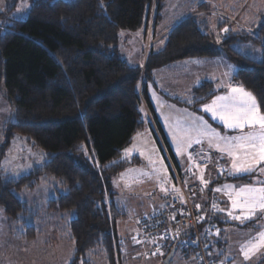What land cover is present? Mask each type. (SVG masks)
I'll return each instance as SVG.
<instances>
[{
	"label": "trees",
	"instance_id": "1",
	"mask_svg": "<svg viewBox=\"0 0 264 264\" xmlns=\"http://www.w3.org/2000/svg\"><path fill=\"white\" fill-rule=\"evenodd\" d=\"M162 2L34 0L25 17L7 15L11 8L0 11V86L14 115L2 130L0 159L13 133L44 151L43 161L18 178L0 169V207L11 224L25 222L33 211L13 190L33 189L40 178H54L62 189L50 194L47 209L60 213L65 235H58L55 223L52 242L57 235L72 246L69 264L80 258L90 264L85 254L97 247L105 251L107 264H118L114 224L123 213L108 199V185L127 162L112 161L144 126L141 100L151 110L144 83L139 90L141 68L118 53L119 31L145 29L149 21L154 26ZM226 23L216 27V36L196 16L179 21L159 50L148 51L145 80L153 69L171 62L222 53L236 67L233 81L255 96L264 113V15L253 36L232 33ZM222 27L228 31L220 37ZM235 42L256 44L260 59L239 53ZM192 93L190 107L196 109L212 94L210 83ZM137 226L140 233L139 220ZM21 235L34 239L36 230L26 225Z\"/></svg>",
	"mask_w": 264,
	"mask_h": 264
},
{
	"label": "rangeland",
	"instance_id": "2",
	"mask_svg": "<svg viewBox=\"0 0 264 264\" xmlns=\"http://www.w3.org/2000/svg\"><path fill=\"white\" fill-rule=\"evenodd\" d=\"M33 1L0 0V11H6V9L11 8L9 9L10 11L8 10L7 15L25 17V11L29 9ZM177 2L178 0H171L170 6L173 9L168 12L166 17H164L163 23L159 26H162V24L165 26V23L170 20L169 16L173 13L174 16L172 17L175 18L187 8L186 2L188 0L186 2L185 0H180L178 2L180 6ZM251 6L252 9L248 11ZM254 10L256 14L262 13L264 15V0H227V12L217 11L216 8L214 11H217L216 14L219 18L216 17V19L219 23L225 24L227 22V26L233 23L238 26L235 29L243 30L246 27L244 23L248 22L244 21V12L251 16V14H254ZM210 18H215V16L211 15ZM230 26L232 27V24ZM153 27L151 21H149L147 28L144 29V38L141 35L139 36L143 27L138 28L139 30L136 31L120 30L117 48L119 47L122 56L132 62L131 56L138 53L141 61L143 50H146L145 48L149 49L155 40ZM135 35L138 36L136 39ZM239 44L235 43L237 51L240 50L246 55L260 58L258 47L252 45L250 42ZM225 62L223 67L227 70V74H230L234 66L227 60ZM167 69L169 67L163 70ZM169 71L166 73L162 72L161 80L156 78L154 81L147 82V94L153 109L152 112L154 111L153 113H155L157 120L163 128L165 137L174 155L191 156V152L193 153L194 150L202 151L205 148L218 149L216 147L217 143L223 146V141H218L211 135L199 137L200 142H195L198 138L196 134L188 132L189 127L193 124L197 125L200 129L207 130L209 133L213 131L219 132L216 131V128L213 127L202 112L175 103V99L183 98L182 89L186 82L185 80H180L176 74H172ZM216 73H221L219 68H217ZM141 80L142 75L139 80L140 92L143 85ZM229 94L231 95V92ZM5 106L8 108L6 116L2 113ZM140 112L144 126L132 134L130 142L120 150L118 157L112 161L125 160L127 162L120 171L111 177L108 185V192L112 193L108 195V199L123 213L121 217L115 219L114 225L117 239H124L135 234L139 218L154 209H158L163 204L166 195L168 196L169 193L175 190L169 163L170 158L166 147L163 141L160 140L157 131H155L144 106L140 107ZM5 119L6 122L4 123ZM12 120H14V115L4 96L3 86H0V123L6 126V123ZM248 131L249 129L245 132ZM189 135L191 139H189ZM227 137L230 136L227 135ZM1 141H3L2 135H0V143ZM43 154V150L31 145L23 135L13 133L0 159V169L3 172H8L11 177L18 178L28 173L33 165L40 164L44 159ZM231 166L232 163H229V168ZM261 169H264V164L256 170L258 180L262 181L264 171H261ZM223 180L224 178H221L214 182L213 188L216 190L217 184L223 182ZM55 189L60 190L62 188L54 178L50 177L49 179L40 178L33 189L21 188L13 190L15 196L25 201L29 209L33 211V214L26 215L25 222L11 224V220L6 217V214L0 207V264L70 263L73 257V248L64 239L60 238L65 235L62 232L65 225L64 221L61 220L60 215H56L60 213L47 209V200L50 199L51 193V196L56 194ZM255 222L257 220L252 222L254 223L252 228L239 229L234 232L230 231L231 242H228L227 247H224L227 248V252L228 249L234 253L241 251L242 245H246L258 233L264 232V221L262 222L263 228L257 227ZM55 223L58 225V235L60 233L61 236L55 235L56 241L52 242V230L57 226ZM26 225L35 228L36 235L34 239L27 240L21 235ZM50 237L51 240L49 241ZM240 237H243L240 242L234 241L239 240ZM247 237H249L248 240H246ZM131 244L137 247H130L131 250H134V253L129 254L127 247H125V253L121 258H117L118 264H164L163 257L148 258L145 255L143 247L134 243ZM177 253L173 255L169 264H177L178 259L180 260L179 264H193L191 261L182 263V259L177 257ZM249 253H252V250ZM85 255L84 259L88 260L90 264H107L105 251L100 247L87 251ZM232 257L233 264L241 263L240 256L233 255ZM82 259L80 258L77 264H84ZM217 264L220 263L218 262Z\"/></svg>",
	"mask_w": 264,
	"mask_h": 264
},
{
	"label": "crops",
	"instance_id": "3",
	"mask_svg": "<svg viewBox=\"0 0 264 264\" xmlns=\"http://www.w3.org/2000/svg\"><path fill=\"white\" fill-rule=\"evenodd\" d=\"M179 1L180 0H178V2ZM170 4H171V0H163L161 4V9H160V19L154 24V27H153V34H154L155 40L153 41L149 49L145 48L146 50H143V56L141 57V61L139 58V54L137 53V55L133 54V56H131L132 62H133L132 63L126 57L122 56L120 49L118 47V53L120 54L121 57H123L128 62L129 65L141 68V71H142L141 83H144L143 93H145L147 101L149 102L150 106H151V103L148 99V94H147V82L154 81V79L156 78H159L161 80L162 72L166 73L167 71L170 70L169 72H171L172 74H176L177 77L180 78V80H185L186 82L184 88L182 89L183 98L180 99L178 97L179 99H175L174 101L176 104L191 108L190 104L193 98V93H192L193 89L195 87L200 86L202 83L208 82L210 83L212 94L206 99L200 101L195 106L196 107L195 110H198L199 112H202L204 115H206V117L208 118L210 123L213 125V127L216 128V131L220 133V136H223V137H227V135L236 136V135H239L241 131L243 132L247 131L249 129L247 127H245L243 130L227 128L218 117H214L212 113L205 111L203 108L204 105H211L212 101L216 97L230 95L229 94L230 89L233 87L242 88L244 91L251 93L245 88H243L241 85L233 81V76L236 71V67L222 53H219L218 55H215V56H208V57H203V58L189 57V58H184V59L171 62L169 64L153 69L150 74V79L145 80L144 66H145V61H146L148 51L150 49L159 50L163 46L167 32L175 24H177L179 21H181L185 17L192 15V16H196L199 21H203V24H205L207 30H209L210 33L215 34L216 27L219 24H221L216 19V17H218L216 12L217 11L227 12V0H188V2H186L187 8L179 16L177 15V17L174 18L172 17L174 16V13H173L171 16H169L170 20L167 21V22L170 21L169 23L166 22L167 24L165 23V26H163L164 24H162L163 27L159 26L161 23H163L165 19L164 17H166L168 12L173 9L170 6ZM215 8L217 11H214ZM251 9H252V6L248 9V11H250ZM211 15L212 16L214 15L215 18L211 19L210 18ZM262 19H263V14L262 13L256 14L255 10H254V14H251V16L250 14H246L244 12V21H248L247 23H244V25L246 26L245 29L243 30L235 29V27H238V26L233 23H230L228 26L232 24V27L231 26L229 27L232 33L244 32L246 34H250L251 36H253L255 35L253 34V32L256 31L255 29L257 28V25L262 21ZM136 30H139V29H136ZM136 30H128V31H136ZM140 35L142 38H144V28H142V32L139 34V36ZM215 35L217 36V33ZM136 37L138 36L135 35V39ZM235 43H237V45H240L239 43L246 44L248 42H235ZM235 43H233L232 46L235 50H237L235 48ZM250 43L258 47L256 44L252 42ZM259 51H260V48H259ZM238 52L246 55L245 53H242V51L240 50ZM246 56H249V55H246ZM249 57L255 60L260 59V58H255L254 56H249ZM225 59L234 66V69L232 70L230 74H227V70L223 67L224 63H226ZM139 61H140V64H139ZM169 65H172V66H169ZM166 67H169V69L163 70ZM217 68H219L222 74L216 73ZM227 79H228V84H227ZM141 89H142V86H141ZM139 90H140V87H139ZM176 100L182 101L183 104L176 102ZM142 106H144L146 111L148 112V116L152 122L153 127L155 128V131H157L159 137H160V132L158 130L157 124L162 130V134L164 136L163 138H165L167 145L170 148V153L167 151L169 154V158H170L169 161H171L175 165L176 169L179 170V173L181 175H183L187 169L198 164L199 162H202V161L207 162V165L203 167L204 176L207 181L206 182L207 184L205 185V191L207 193V196H204L201 199L195 200V203H199L200 206L205 205L206 201L208 200V195L214 194L218 198L217 209H223V211L217 210V216L215 218V221L220 227L218 229L219 231L213 232L208 238V247H209V254H210L211 259L216 264L218 262L220 264H233L232 256L238 255L240 256V262H241L240 264H264V246L259 247L257 249H253L252 253H249L247 259H245V256L242 253V251L234 253L233 251L228 249V252H227V248H224L225 246L227 247L228 242H231L230 231L234 232L239 229L244 230L247 228H252V226L254 225V223L252 222L254 220H257V222H255V224H257V227L259 228L264 227V226L262 227V222L264 221V212L259 211V210L256 211V213L252 216L251 219L245 220L243 222H241L240 220H235L231 216H229L228 215L229 210L233 212V215H241L242 213L240 209H234V210L232 209V202L228 195V192L231 191V189L225 188L226 185L234 186L236 189H239L240 187L246 186V185H252L256 187L264 186V177L262 181L258 180L257 178L258 175L256 173L257 168L263 166L264 162L257 164L256 168L252 172L233 175L231 174V171H230L231 168H229V163H232V158H230L226 153H221L219 149L205 148L202 151L194 150L193 153L191 152V156H182V155L175 156L170 145L168 144V141L163 132V128L161 127L159 121L157 120L155 113H153L154 111L152 112L153 110L152 106H151V110L148 109L147 104H146V99L141 100L140 107ZM257 106H258V103H257ZM7 110L8 108L7 106H5L4 109L2 110V113L4 116H6ZM6 119L4 120V123L6 122ZM4 125L5 124L1 125L0 123V135L2 134V128ZM160 140L163 141L162 136L160 137ZM163 144H164V141H163ZM171 174H172V180H173L175 190L169 193L168 196L166 195L163 201V204L159 206L158 209H154L153 211L164 208L170 202L171 197L179 192V187L173 176L172 171H171ZM183 178H184V181L188 182V180L185 177ZM221 178H224V180L223 182H220L217 184V189H220L219 191H217V189L215 190L212 185L214 182L218 181ZM114 207L118 211H120L115 205ZM138 233L139 231H138V226H137L136 233L133 234L131 237L129 236V237H125L124 239H118L119 240L118 241L119 242L118 257L121 258V256L125 253V250H124L125 247H127L128 249L127 252L129 254H131L132 252L134 253V250H131L130 247H134V248H137V247H135L131 243H134L140 247H143L144 250L146 251V248L148 247L147 241L145 240H141V242L134 241L135 238L139 235ZM184 233L185 232H182L181 236L183 239H186L184 237ZM254 238L255 237H253L251 241L254 240ZM242 239L243 237H240L239 240H234V241L240 242ZM248 239L249 237H247L246 240ZM169 251L170 249L167 250L163 255H160L161 257H163V260ZM176 252H178L177 257H180V259H182V263H187L191 261L193 264H198L196 254L193 249L184 247L180 245L179 243H177L173 248L172 257ZM145 255H146V252H145ZM172 257L167 263H164V262L163 263L169 264L171 262ZM179 263H180V260L178 259L177 264Z\"/></svg>",
	"mask_w": 264,
	"mask_h": 264
},
{
	"label": "snow or ice",
	"instance_id": "4",
	"mask_svg": "<svg viewBox=\"0 0 264 264\" xmlns=\"http://www.w3.org/2000/svg\"><path fill=\"white\" fill-rule=\"evenodd\" d=\"M228 31V29H225ZM231 95L216 97L211 105H204L205 111L218 117L229 129L243 130L245 127L250 131L236 136L223 137L219 133H209L193 124L189 127V133H195L198 137L195 142L199 143V137L214 136L218 141H223V146L217 143L216 147L221 153H226L232 158L231 174H243L252 172L256 165L264 162V113L259 111L255 98L251 93L242 88L233 87ZM189 139L191 136L189 135ZM264 171V169H261ZM231 189L228 192L232 202V209H240L241 215H233L229 210L228 215L241 222L249 220L257 210L264 212V186H242L236 189L234 186H225ZM220 189H217L219 191ZM223 211V209H217ZM219 231V230H217ZM264 246V232L258 233L254 240L242 245L241 251L248 258L253 249Z\"/></svg>",
	"mask_w": 264,
	"mask_h": 264
},
{
	"label": "built area",
	"instance_id": "5",
	"mask_svg": "<svg viewBox=\"0 0 264 264\" xmlns=\"http://www.w3.org/2000/svg\"><path fill=\"white\" fill-rule=\"evenodd\" d=\"M225 29L222 27L219 30L220 37L225 34ZM169 163L179 192L171 197L164 208L139 218L140 233L134 241L148 242L145 252L150 258L163 255L179 243L194 250L198 264H216L209 254L208 238L220 228L215 221L218 198L209 194L205 205L195 203V200L207 196V181L203 172L207 162H199L183 175L171 161ZM182 232H185L186 239L182 238Z\"/></svg>",
	"mask_w": 264,
	"mask_h": 264
},
{
	"label": "water",
	"instance_id": "6",
	"mask_svg": "<svg viewBox=\"0 0 264 264\" xmlns=\"http://www.w3.org/2000/svg\"><path fill=\"white\" fill-rule=\"evenodd\" d=\"M172 254H173V248H171L170 251L168 252V254L164 257L163 262L167 263L170 260V258L172 257Z\"/></svg>",
	"mask_w": 264,
	"mask_h": 264
}]
</instances>
